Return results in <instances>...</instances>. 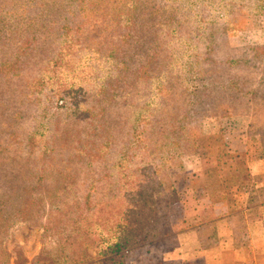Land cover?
Returning a JSON list of instances; mask_svg holds the SVG:
<instances>
[{"label": "rangeland", "instance_id": "obj_1", "mask_svg": "<svg viewBox=\"0 0 264 264\" xmlns=\"http://www.w3.org/2000/svg\"><path fill=\"white\" fill-rule=\"evenodd\" d=\"M8 1L0 3L15 11L23 5ZM62 1H45L49 15ZM263 1L83 0L87 23L67 26L65 33L46 27V16L33 17L32 24L21 15L4 22V32L15 42L19 36L34 37L10 75H0V108L18 113L17 134L23 141L1 143L6 146L0 156L11 151L43 168L40 181L51 183L55 201L23 219L0 198V264H61L63 243L82 237L87 226L74 221L73 212L86 200L101 205L99 215L107 218L146 201L140 193L153 191L158 198L175 193L180 209L171 224L176 233L199 222L196 210L212 205L208 197L264 198V174L250 171L258 164L264 169L261 105L250 95L224 89L213 93L200 119L197 108L193 114L186 110L197 105L192 100L199 76L217 61L215 54L210 63L203 60L210 40L203 33L219 25L213 22L231 28L218 42V31L214 34V43L229 46L220 50L224 55L264 45ZM148 61L155 76L130 81L135 67ZM210 87L214 92L220 86ZM190 114L188 123L183 118ZM29 139L33 145L26 146ZM53 143L58 147L49 152L46 147ZM146 171L156 180L142 185L138 181ZM121 186L129 193L118 198ZM140 208L134 209L133 221ZM153 214L146 206L140 220ZM99 241H106L103 233L86 238L90 262L111 264L108 251L100 255Z\"/></svg>", "mask_w": 264, "mask_h": 264}, {"label": "trees", "instance_id": "obj_2", "mask_svg": "<svg viewBox=\"0 0 264 264\" xmlns=\"http://www.w3.org/2000/svg\"><path fill=\"white\" fill-rule=\"evenodd\" d=\"M6 1L9 2L8 0ZM21 1L23 5L17 8V11L12 9V6H7L5 2L3 4L0 3V75H10V69L20 62L24 51H27L34 37L27 36L21 39V36H19L15 42L8 36L11 34L10 32H4L2 25L4 22L21 15L25 18L28 16L27 19L32 24L34 21L33 17L39 19L46 16L48 17L44 20L46 27H51L56 32H63L67 26L79 28L82 24L87 23L88 20V14L86 13L88 8H83L81 5L83 0H64L57 12L51 15H49V10L45 5L47 0ZM213 24L219 25L203 33V36L207 35L210 37L209 43L204 50L206 57L203 56V60L209 62V57L214 58L215 54L217 61L213 60L212 68L208 71L206 67L205 74L201 73L199 76L198 80H201V82L196 87H200L197 90L198 93L195 92L194 94V100H192L197 105H193L186 110L188 113L191 111L193 114V111L197 108V110H200V114L197 115L200 119V115L208 111L201 109L208 108L210 100L212 101L215 98L213 93L221 94L222 90L225 89L226 92H234L232 95L235 96H238V94L242 96L250 95L251 100L256 104H260L261 108H263L262 111H264V45L246 46L235 54H221L220 50L229 49V46L225 45L222 47L223 43L218 45L217 42L223 39L231 28L220 24V22H213ZM215 33L217 42L215 41L214 43ZM62 35L65 36V34ZM46 47H49L47 42ZM150 47L154 48V41L152 40H150ZM59 51H65L63 44L60 45ZM32 52L33 50L31 49ZM125 62L127 64L133 63L130 58H127ZM153 64L148 61L136 66L130 76V81L135 78L145 77L150 79L154 77L155 73H152ZM218 68L220 71H218ZM215 72L216 76L208 77ZM257 76L259 79L256 78ZM210 86L220 87H217L212 92V87ZM231 86H238L240 91L233 89ZM28 97L29 95H26V98ZM192 114L184 116L183 119H189L187 122L190 123L193 119ZM37 117H39V114H37ZM18 120H20V116L17 112L12 111L9 107L0 108V144L7 142L6 145H8L10 141H16L18 144L23 143L19 139L20 135L17 134L19 128ZM256 124L258 129L261 130L262 125H260V122L256 121ZM182 126L181 124L179 130ZM263 138L261 144H263L262 147L264 149ZM30 139L25 144L26 146L33 145V141ZM5 146H0V154L2 153L1 149ZM57 147L58 145L53 143L47 146L46 149L52 152ZM52 161L49 156V165ZM41 169L43 168L34 166L27 159H19L18 154L14 157L11 151L0 156V198L3 199V202H8V206L10 205L9 210L15 209L14 211L20 214L23 219L35 213V211L42 213V210L47 208V203L51 202V200L55 201L52 197L51 183L40 181L42 179ZM154 176V173L151 177L150 173L146 171L143 174V178L138 182L146 185L149 180H156ZM126 193H129L128 189L123 190V186H121L117 197L120 198L122 197L121 194L125 195ZM152 193L153 191L140 193L143 196L145 195L146 201L141 199L139 206L129 205L117 212L116 215L114 213L107 218L99 215L103 210L101 205L91 204L87 200L73 207V212L77 215L74 221H84L87 226L83 228L82 237L77 240H68L66 244L63 243L61 264H92L90 261L91 259L93 260V257L91 258L86 251V238L96 236L97 233H103L104 239H106L105 242H98L99 251L100 253L103 252L100 255L102 256L104 251H108L109 254H106V258L112 261L111 264H132L131 262L138 258H142L144 262L149 263L156 258L152 252L154 247L159 248V246H164L163 244L172 246L176 244L177 232H172L171 218L174 213L179 212L180 208L177 206L178 198L175 193L170 196H160V198L152 195ZM127 201L125 200L124 202L127 203ZM58 203H62L60 198ZM146 206H152L154 214L151 216L144 215V218L140 220V216L146 210ZM139 207H141L140 210L142 211L133 221L134 209ZM91 224L94 225L92 228ZM160 248L162 249L161 251L159 250L161 254L163 253V248Z\"/></svg>", "mask_w": 264, "mask_h": 264}, {"label": "crops", "instance_id": "obj_3", "mask_svg": "<svg viewBox=\"0 0 264 264\" xmlns=\"http://www.w3.org/2000/svg\"><path fill=\"white\" fill-rule=\"evenodd\" d=\"M263 170L262 164H258L250 171L262 176ZM208 198L212 205L196 210L199 222L177 232L176 244L154 247L156 258L152 262L138 258L131 263L264 264V198L253 200L250 195L231 200L225 195L222 200L220 196ZM244 231L248 234L242 236Z\"/></svg>", "mask_w": 264, "mask_h": 264}]
</instances>
